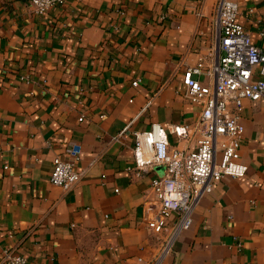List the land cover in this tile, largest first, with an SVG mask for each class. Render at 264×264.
<instances>
[{
  "label": "crops",
  "instance_id": "crops-1",
  "mask_svg": "<svg viewBox=\"0 0 264 264\" xmlns=\"http://www.w3.org/2000/svg\"><path fill=\"white\" fill-rule=\"evenodd\" d=\"M237 1V22L264 51V0ZM214 6L68 0L37 15L29 0L0 4V251L29 264L150 263L161 243L143 205L161 168L136 174L132 131L159 123L169 149L195 146L173 128L200 112L182 75L214 59ZM239 123L246 174L199 199L160 264H264V99H244ZM73 143L81 178L63 190L49 181L52 160Z\"/></svg>",
  "mask_w": 264,
  "mask_h": 264
},
{
  "label": "built area",
  "instance_id": "built-area-1",
  "mask_svg": "<svg viewBox=\"0 0 264 264\" xmlns=\"http://www.w3.org/2000/svg\"><path fill=\"white\" fill-rule=\"evenodd\" d=\"M29 2L35 14L44 15L55 7L65 6L68 0ZM214 3L217 30L214 59L207 68L200 59L182 75L187 98L199 103L201 109L192 125L173 128L177 136L194 139L195 146L169 149L166 131L159 123H152L147 130L132 131L136 174L151 166L161 168V173L150 180L151 196L143 205V220L161 243L149 264H160L171 252L174 240L190 227L194 207L202 196L210 193L224 176L242 177L247 172V166L237 162L243 132L239 118L244 99L253 102L264 99V51L251 41L249 30L237 22L240 14L237 0H214ZM199 74L207 75L210 82L200 83L194 77ZM139 83L140 78L132 81L133 86ZM80 154L77 143L63 154H56L49 181L63 190L72 189L81 178ZM236 244L241 246L240 241ZM0 264L29 262L23 255L2 249Z\"/></svg>",
  "mask_w": 264,
  "mask_h": 264
},
{
  "label": "rangeland",
  "instance_id": "rangeland-1",
  "mask_svg": "<svg viewBox=\"0 0 264 264\" xmlns=\"http://www.w3.org/2000/svg\"><path fill=\"white\" fill-rule=\"evenodd\" d=\"M6 0H0V4H2L3 2H5Z\"/></svg>",
  "mask_w": 264,
  "mask_h": 264
}]
</instances>
